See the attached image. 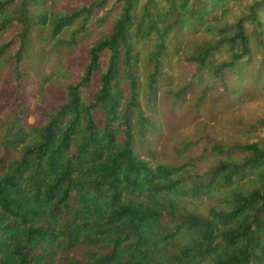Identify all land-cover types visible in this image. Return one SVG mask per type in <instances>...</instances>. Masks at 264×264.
Masks as SVG:
<instances>
[{
	"label": "trees",
	"instance_id": "1",
	"mask_svg": "<svg viewBox=\"0 0 264 264\" xmlns=\"http://www.w3.org/2000/svg\"><path fill=\"white\" fill-rule=\"evenodd\" d=\"M3 37L0 264H264L263 140L203 135V173L140 155L165 102L201 88L192 107L213 114L264 95V0H0ZM34 77L62 100L26 124Z\"/></svg>",
	"mask_w": 264,
	"mask_h": 264
},
{
	"label": "rangeland",
	"instance_id": "2",
	"mask_svg": "<svg viewBox=\"0 0 264 264\" xmlns=\"http://www.w3.org/2000/svg\"><path fill=\"white\" fill-rule=\"evenodd\" d=\"M6 39H0V44ZM15 46L10 50L14 52ZM7 55H2L0 58V142L5 138L10 122L9 114L14 107L13 97L15 93V85L13 76L9 71V67L2 61L7 59ZM76 61V60H74ZM49 64L45 65L44 71L41 74H46L49 70ZM11 66V64H10ZM33 66V64H31ZM77 68L78 64L72 66ZM9 71V72H8ZM33 74V73H32ZM180 70L175 69L169 74V81L173 80V84L183 86L185 79L180 77ZM22 99L26 106L27 112L25 115V123L31 124L34 121L33 114L38 111H52L56 105L62 100V94L54 90L52 84H40L34 77L33 79L24 82ZM201 88L196 89L194 96H188L186 102L182 105L171 106V102H166L162 107V117L158 120L162 123V127L158 129L152 136H145V140L149 141V150H140V155L154 162L166 164H180L189 161H194L195 170L203 173L204 169L208 168L215 159L210 155H202L200 151L202 147L207 146L203 135L211 136L214 139L223 141L225 144H238L251 142L253 140L264 141V129H259L258 132L248 133V125L257 119L264 118V95L246 101L241 105H237L227 111H219L218 113L208 112L204 105L203 110H194L192 107L193 101L197 97V92ZM211 101V99L209 100ZM234 104V103H232ZM168 123V124H166ZM183 141H191L193 147L183 150L180 143ZM196 142V143H195ZM180 152L177 154V151ZM0 148V156H2ZM203 159L199 162L193 158ZM200 160V159H199ZM204 206V205H203Z\"/></svg>",
	"mask_w": 264,
	"mask_h": 264
}]
</instances>
